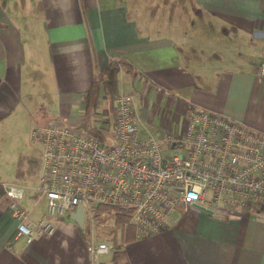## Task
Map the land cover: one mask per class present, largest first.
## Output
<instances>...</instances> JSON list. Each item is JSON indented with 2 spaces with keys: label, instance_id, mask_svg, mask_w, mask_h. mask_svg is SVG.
Segmentation results:
<instances>
[{
  "label": "crops",
  "instance_id": "obj_1",
  "mask_svg": "<svg viewBox=\"0 0 264 264\" xmlns=\"http://www.w3.org/2000/svg\"><path fill=\"white\" fill-rule=\"evenodd\" d=\"M111 58L133 66L117 72V93L132 94L142 135L183 129L188 104L264 132V0H0V264H112L90 260L87 245L103 239L84 208L54 218L49 235L26 236L1 188L35 180L39 167L24 171L31 130L52 118L78 126L83 94ZM101 95L93 123L109 135L114 97ZM30 195L23 204L38 217L44 201L32 207ZM122 248L129 264H264V213L187 204Z\"/></svg>",
  "mask_w": 264,
  "mask_h": 264
},
{
  "label": "built area",
  "instance_id": "obj_2",
  "mask_svg": "<svg viewBox=\"0 0 264 264\" xmlns=\"http://www.w3.org/2000/svg\"><path fill=\"white\" fill-rule=\"evenodd\" d=\"M264 73V63L259 68ZM107 142L84 133L64 118H52L31 130L40 146V166L30 183L2 182L6 208L19 234L49 235L54 218L77 206L97 204L131 209L137 236L159 232L168 212L197 204L258 209L264 207V132L222 113L188 104L186 125L142 135L130 92L113 98ZM44 201L43 213L31 216ZM92 216V215H91ZM114 243L91 242L92 262Z\"/></svg>",
  "mask_w": 264,
  "mask_h": 264
},
{
  "label": "trees",
  "instance_id": "obj_3",
  "mask_svg": "<svg viewBox=\"0 0 264 264\" xmlns=\"http://www.w3.org/2000/svg\"><path fill=\"white\" fill-rule=\"evenodd\" d=\"M120 69H125L128 72H133V66L122 58H111L105 66L96 72L95 79L91 82L89 88L83 94V111L81 122L77 126L84 133L95 136L101 141L107 142V134L99 129L93 123V117L97 113L98 100L100 92L102 97L109 102L117 93V72ZM22 158L18 160L17 170L21 171ZM27 167L24 170L27 176H32L36 173L39 167V159L35 156L26 158ZM259 212L264 213V207L258 208ZM131 209L123 206H111L106 204H97L91 207V215L95 220H100L102 217L110 216L113 218L114 233L111 238L115 247L111 253L112 264H129L128 258L122 244L134 237L135 228L130 224H126L129 220Z\"/></svg>",
  "mask_w": 264,
  "mask_h": 264
},
{
  "label": "rangeland",
  "instance_id": "obj_4",
  "mask_svg": "<svg viewBox=\"0 0 264 264\" xmlns=\"http://www.w3.org/2000/svg\"><path fill=\"white\" fill-rule=\"evenodd\" d=\"M105 103H107V101H105ZM104 108H105V106L104 107L102 106L101 110L99 111L98 115L95 118V120L98 122V125H100V126L103 122L109 123V117L107 116L108 113H104V111H103ZM31 145H32L33 156H35L36 158H39L40 146H39L37 139L32 140ZM25 183L30 184V182H25ZM84 210L86 213V226H93L94 238L95 239L96 238L97 239H103V241L105 240L108 243H112L113 241L111 240L110 237H111L113 230H114L113 229V226H114L113 225V218L110 216H105V217H102V219H100V220L93 221L89 218L88 209L84 207ZM114 247H115V245H114ZM111 253H112V251L106 253V255H105V257L108 258V260L111 257Z\"/></svg>",
  "mask_w": 264,
  "mask_h": 264
},
{
  "label": "water",
  "instance_id": "obj_5",
  "mask_svg": "<svg viewBox=\"0 0 264 264\" xmlns=\"http://www.w3.org/2000/svg\"><path fill=\"white\" fill-rule=\"evenodd\" d=\"M78 208H79L80 211H82V207L81 206H79Z\"/></svg>",
  "mask_w": 264,
  "mask_h": 264
}]
</instances>
